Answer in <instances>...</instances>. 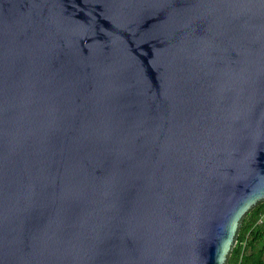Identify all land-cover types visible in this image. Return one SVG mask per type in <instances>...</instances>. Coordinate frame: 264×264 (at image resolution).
Listing matches in <instances>:
<instances>
[{
  "label": "water",
  "instance_id": "obj_1",
  "mask_svg": "<svg viewBox=\"0 0 264 264\" xmlns=\"http://www.w3.org/2000/svg\"><path fill=\"white\" fill-rule=\"evenodd\" d=\"M264 201V0H0V264H225Z\"/></svg>",
  "mask_w": 264,
  "mask_h": 264
},
{
  "label": "trees",
  "instance_id": "obj_2",
  "mask_svg": "<svg viewBox=\"0 0 264 264\" xmlns=\"http://www.w3.org/2000/svg\"><path fill=\"white\" fill-rule=\"evenodd\" d=\"M225 264H264V201L241 218Z\"/></svg>",
  "mask_w": 264,
  "mask_h": 264
}]
</instances>
